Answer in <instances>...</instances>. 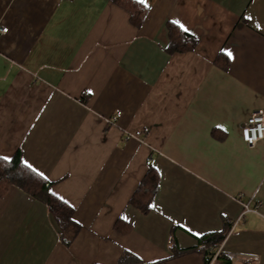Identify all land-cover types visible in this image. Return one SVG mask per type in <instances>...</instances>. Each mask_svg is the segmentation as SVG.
Here are the masks:
<instances>
[{
  "label": "crops",
  "instance_id": "0c3cea01",
  "mask_svg": "<svg viewBox=\"0 0 264 264\" xmlns=\"http://www.w3.org/2000/svg\"><path fill=\"white\" fill-rule=\"evenodd\" d=\"M146 4L137 26L111 0H0V158L21 151L78 226L11 186L0 264H205L222 231L208 264H264V140L241 134L264 109V0ZM169 22L196 47L170 52Z\"/></svg>",
  "mask_w": 264,
  "mask_h": 264
},
{
  "label": "trees",
  "instance_id": "16d2710c",
  "mask_svg": "<svg viewBox=\"0 0 264 264\" xmlns=\"http://www.w3.org/2000/svg\"><path fill=\"white\" fill-rule=\"evenodd\" d=\"M128 10L134 25H141L148 11V7L137 0H111ZM170 42L168 50L170 52H184L196 47L198 40L190 33L183 30L174 22L168 23ZM153 167H150L140 186L131 199V203L136 204L143 212L150 209L151 201L157 191V174ZM53 182L49 181L24 163L21 151H18L12 158H0V195L5 194L11 186H16L35 199L45 203L52 212L60 227H70L72 222L73 208L66 202L56 197L51 192ZM74 227H78L75 226ZM78 229V228H77ZM226 231L205 234L200 237V242L204 245L205 264L212 259L213 252L209 251L210 246L223 241ZM66 243L70 239H65Z\"/></svg>",
  "mask_w": 264,
  "mask_h": 264
},
{
  "label": "built area",
  "instance_id": "2783aa9c",
  "mask_svg": "<svg viewBox=\"0 0 264 264\" xmlns=\"http://www.w3.org/2000/svg\"><path fill=\"white\" fill-rule=\"evenodd\" d=\"M7 30V27L0 26V33H4ZM146 131L147 129L138 130L135 132L134 136L144 134ZM241 134L245 143L250 147L255 146L259 141L264 140V109L255 110L248 115L247 118H245L241 125ZM259 205L260 204H258V206ZM258 206L251 208L248 204H246L245 212H258ZM221 249L222 248H219V250L215 252L214 256H217L219 252H221ZM228 255L232 258L237 257V255L233 253H229Z\"/></svg>",
  "mask_w": 264,
  "mask_h": 264
},
{
  "label": "snow or ice",
  "instance_id": "6c2138e0",
  "mask_svg": "<svg viewBox=\"0 0 264 264\" xmlns=\"http://www.w3.org/2000/svg\"><path fill=\"white\" fill-rule=\"evenodd\" d=\"M140 2L141 3H145V6H148L147 4H146V0H140ZM249 19H251V17H249ZM258 28L260 27V25L259 24H257L256 25ZM227 55L229 56V58H231V53L229 52V53H227ZM5 159H8V158H5ZM25 164H26V166L27 167H29V168H31L32 166L30 165V164H28L26 161H25ZM33 171H35V169H33Z\"/></svg>",
  "mask_w": 264,
  "mask_h": 264
}]
</instances>
